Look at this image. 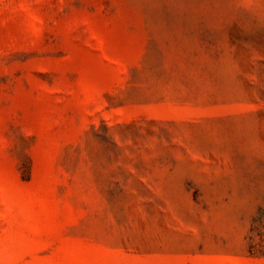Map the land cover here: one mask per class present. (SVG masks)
<instances>
[{"label":"rangeland","instance_id":"374dc122","mask_svg":"<svg viewBox=\"0 0 264 264\" xmlns=\"http://www.w3.org/2000/svg\"><path fill=\"white\" fill-rule=\"evenodd\" d=\"M0 264H264V0H0Z\"/></svg>","mask_w":264,"mask_h":264}]
</instances>
